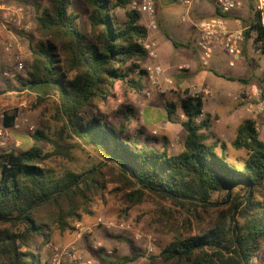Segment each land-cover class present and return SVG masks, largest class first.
Segmentation results:
<instances>
[{
    "label": "trees",
    "instance_id": "obj_1",
    "mask_svg": "<svg viewBox=\"0 0 264 264\" xmlns=\"http://www.w3.org/2000/svg\"><path fill=\"white\" fill-rule=\"evenodd\" d=\"M82 1L89 9L87 33L70 12L72 0L33 4L38 40L17 89L34 94L39 104L54 99L61 126L52 136L34 132L33 145L21 153L0 151V264H49L47 244L94 218L100 202L115 197L129 213L147 196L175 208L161 205L157 213V224L173 234L159 255L162 264H264V141L255 122H244L227 143L209 133L208 118L197 122L203 102L184 92L179 108L186 137L179 154L141 140L143 131L131 134L128 115L111 123L102 108L115 86L123 83L138 94L145 89L133 76L148 58V30L130 0ZM252 31L262 36L257 16ZM167 112L175 121L177 107L168 105ZM19 113L5 111L4 126L13 128ZM73 148H89L101 160L52 166L71 158ZM138 258L119 257L114 264Z\"/></svg>",
    "mask_w": 264,
    "mask_h": 264
},
{
    "label": "crops",
    "instance_id": "obj_2",
    "mask_svg": "<svg viewBox=\"0 0 264 264\" xmlns=\"http://www.w3.org/2000/svg\"><path fill=\"white\" fill-rule=\"evenodd\" d=\"M235 1L239 5L238 8L227 15L225 20L230 31L242 30L244 32L241 57L234 61V58L219 46L214 50L208 66H203L201 54L196 47L198 26L206 20L219 16L215 1L198 0L186 6L179 4L176 0H155L159 27L157 30L149 31V36L158 45V58L156 60L147 58L141 64V68L144 69L152 63L160 64L164 73L158 79L169 91L166 94H155L152 99L148 100L144 94L148 85L145 76L135 75L134 79L140 80L145 87L142 93L131 92L123 83L115 86L111 99L118 98L115 113L119 118H125L128 115L131 134H139L143 131L144 134L139 135L141 140L148 138L154 147L163 149L167 146L171 154H179L186 137L181 125L185 116L179 108L180 98L183 97L184 92H189L191 88L196 87L208 92L202 99V114L203 119L210 120L209 133L227 143H232L236 139L238 128L244 122L252 120L256 124L261 140L264 141V105H261L260 97L264 85V53L256 51L257 34L252 31L257 15L253 0ZM29 4L28 1L24 9L27 22L34 30V21L30 20ZM149 20L147 15H141V23L145 27L148 26ZM21 36L22 34L11 35L2 31L3 39L14 40L23 54L19 41ZM11 58L4 59L10 63ZM233 61L234 65H231ZM180 65H187L189 68L185 72H180L178 70ZM239 80L248 82L241 83ZM168 82L171 84L169 85ZM243 93L246 94L242 102L230 99V95ZM127 98L129 106L121 105L122 101ZM168 105L177 107L175 121L168 119ZM119 112L124 113L119 115ZM172 148H177V151L172 152ZM83 221L92 223L94 219ZM100 230H96L94 239L102 242L103 253H96L97 251L92 250V239L77 240L84 258L90 260L92 264L117 263L118 260L113 256L114 252L118 250L120 257H124L121 250L126 248L125 244L122 239L114 236L111 238L110 235H105ZM75 239L76 235L72 232L56 235L53 242L64 245Z\"/></svg>",
    "mask_w": 264,
    "mask_h": 264
},
{
    "label": "rangeland",
    "instance_id": "obj_3",
    "mask_svg": "<svg viewBox=\"0 0 264 264\" xmlns=\"http://www.w3.org/2000/svg\"><path fill=\"white\" fill-rule=\"evenodd\" d=\"M30 20L34 21L35 7L34 5H39L41 7L45 6L46 0H28ZM31 2H34L31 4ZM72 6L70 12L78 17V22L80 28L87 33L89 31L88 15L89 9L83 3L82 0H72ZM34 4V5H33ZM121 18L125 17L123 12H119ZM38 40V36L35 33V30L31 31L28 34H25L20 37L19 41L22 45L23 54L20 56L21 61L25 64L23 71H17L16 64L17 61L14 58H11L10 63H7L5 60L1 63L0 66V131H6V134L0 137V151H15L21 153L23 150L29 149L33 145L32 135L37 130H44L46 133L52 136L57 129L61 126L57 121L54 120L56 112V104L54 99H48L43 104H39L37 97L34 94H31L27 91L21 92L18 91L19 87V78L26 76L29 69V64L31 61L30 45L31 43ZM8 58V57H7ZM8 73V76H4V73ZM11 86L12 90L8 87ZM118 98L110 100L107 106L102 108V112L110 119L111 123L117 124L120 122V119L115 113V105L117 104ZM121 105L126 107L129 106V99L122 101ZM18 108L20 110L19 116L16 120V124L13 128H6L3 124V115L4 112L12 109ZM17 126V128H16ZM30 128H34L33 131H30ZM158 139V138H156ZM154 139V140H156ZM154 140H152L154 142ZM160 141V139H159ZM45 151L52 152V147L43 144ZM172 152L177 151V148H172ZM71 158H61L56 161L55 164H52L53 167L63 166H72L71 162L76 163H86L90 161L91 164H98L100 162V157L91 149L85 148L80 150L78 148H73L70 151ZM91 155L92 158L88 159V156ZM62 160V162H61ZM214 200L216 202H221L222 199L220 196L215 195ZM163 205L165 208L170 210H175V208L160 200L154 196H147L144 202L141 205L134 207L129 213L122 207V204L115 197H108L105 203L100 202L96 208V216L92 219H95L98 215L105 216L108 219L115 220L118 224L131 221L135 224V229L141 232L142 234L152 235L155 238V242L152 245L153 252H149L150 246L146 239L141 241H135L132 238V234L127 232H122L121 230L115 229L113 231H104L105 235H110L116 238L122 239V242L125 244L126 248H122L121 252L125 256H133L138 254L139 258L136 261V264H162L159 260V255L161 251L171 242L173 234L166 232L164 225L157 224V213L159 207ZM222 210H227V207L221 208ZM182 223V219L177 216ZM74 233V231H73ZM96 253H100L97 251ZM103 253V252H102ZM101 253V254H102ZM113 255L117 260L120 257L119 252H114ZM44 259L48 261L49 254L45 252ZM115 259V260H116Z\"/></svg>",
    "mask_w": 264,
    "mask_h": 264
},
{
    "label": "built area",
    "instance_id": "obj_4",
    "mask_svg": "<svg viewBox=\"0 0 264 264\" xmlns=\"http://www.w3.org/2000/svg\"><path fill=\"white\" fill-rule=\"evenodd\" d=\"M181 5H191L198 0H176ZM218 11L222 15H229L238 8V3L235 0H214ZM254 9L259 20L260 31L262 36L256 35L255 48L258 53H264V0H253ZM28 0H0V66L4 61V58L12 57L17 61V71H23L25 64L21 61V51L19 46L16 45L14 40H4L2 37V31H6L11 35L16 34H28L32 30L30 24H28L25 14L24 5ZM129 8L131 11L137 12L140 15H147L149 24L146 27L148 30V37L143 44V48L147 53L148 59L156 60L158 58V45L149 36V31L158 29L157 14L155 9V0H130ZM244 32L242 30L230 31L227 26V22L223 17H215L202 22L198 26V38L196 41V47L201 54V63L203 66H208L209 60L217 47H223L233 58L234 61L241 57L242 50L241 44L244 41ZM3 59V61H2ZM231 63V65H234ZM187 65L178 66L180 72L188 70ZM164 73L163 67L158 63H152L149 66L139 68L135 76H145L148 83L144 94L146 99L150 100L155 94H166L169 89L163 86L159 77ZM4 76H8V73H4ZM170 85L171 82H168ZM208 94L207 90L203 88L193 87L189 90L188 95H192L200 98L201 100ZM243 94L230 95V99L235 102H242L244 100ZM248 95V94H247ZM246 95V96H247ZM261 105H264V85L260 92ZM203 120V114L197 121ZM17 128V126H16ZM34 128H30L33 131ZM6 131H0V137L4 136ZM97 229L104 231H113L115 229L121 230L132 234V238L135 241H141L146 239L150 246L149 252H153L152 245L155 242V238L152 235H144L135 229V224L131 221H127L118 224L115 220L108 219L105 216L98 215L92 223H86L85 221H79L74 226V233L76 239L73 242L64 245H58L54 242L47 244L45 250L49 254V264H92L90 260L84 258L79 246L78 241L83 238L92 239V250L99 251L103 248L101 241L94 239V235Z\"/></svg>",
    "mask_w": 264,
    "mask_h": 264
}]
</instances>
